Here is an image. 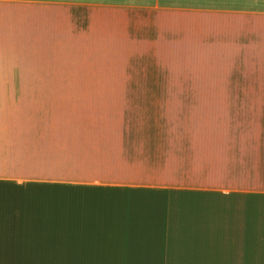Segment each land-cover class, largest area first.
<instances>
[{"label":"crops","instance_id":"obj_1","mask_svg":"<svg viewBox=\"0 0 264 264\" xmlns=\"http://www.w3.org/2000/svg\"><path fill=\"white\" fill-rule=\"evenodd\" d=\"M4 188L40 199L17 264L120 223L153 264H264V0H0Z\"/></svg>","mask_w":264,"mask_h":264},{"label":"rangeland","instance_id":"obj_2","mask_svg":"<svg viewBox=\"0 0 264 264\" xmlns=\"http://www.w3.org/2000/svg\"><path fill=\"white\" fill-rule=\"evenodd\" d=\"M5 190L6 188L0 189V233L4 232L8 227H15V224L18 225L14 218L18 209H23V214L30 215L31 213L26 212L25 208L36 205L40 200H31V198H28L30 195L22 197L21 193L16 192L15 194L13 191ZM15 196H17V201L14 199ZM54 203V201H49L48 199L40 201V218L53 219L57 229L61 230L65 228L64 224H61V209L54 208ZM9 214L12 215V219L3 217ZM29 220L30 218H28ZM1 221L4 223L9 222L10 224H4ZM95 223L93 224L95 225ZM119 225V228L111 232H108V229L105 228L107 234L72 235L71 237L70 235H65V237H69L65 244L71 249L65 252L57 249L61 246V236H57L59 240L54 242L56 237L52 234L46 242L48 249L42 246L40 250L44 251L36 256L38 258L35 260L36 264H153L151 263L153 260H150L149 256L146 257L144 255L145 251L154 253V250L146 249L154 242L153 236L151 238L150 234H143L144 231L134 234L125 233L124 224L120 223ZM19 226L24 227L21 223ZM154 231L155 237L158 238V230ZM91 243L96 247H104L102 251L105 255L101 250H98V255L92 256L94 260L87 259V251L82 247ZM16 261L18 260L9 257L8 254L0 255V264H17ZM154 262L157 263V261Z\"/></svg>","mask_w":264,"mask_h":264}]
</instances>
